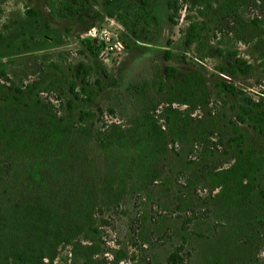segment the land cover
<instances>
[{"label":"rangeland","instance_id":"obj_1","mask_svg":"<svg viewBox=\"0 0 264 264\" xmlns=\"http://www.w3.org/2000/svg\"><path fill=\"white\" fill-rule=\"evenodd\" d=\"M116 1L0 0L3 90L25 96L0 100V218L24 209L0 226V263L29 246L31 264H168L178 249L185 264H264V134L240 125L231 146L236 99L217 86L264 109V0H189L177 24L169 0H150L154 21L133 31L108 15ZM187 16L205 28L192 46ZM237 60L249 74L228 71ZM82 111L95 117L81 123ZM148 122L167 138L159 152L111 131ZM240 150L256 153L252 185L219 187ZM37 204L57 219L43 245L25 217Z\"/></svg>","mask_w":264,"mask_h":264},{"label":"trees","instance_id":"obj_2","mask_svg":"<svg viewBox=\"0 0 264 264\" xmlns=\"http://www.w3.org/2000/svg\"><path fill=\"white\" fill-rule=\"evenodd\" d=\"M189 0H169L167 2V8L169 11V21L172 24H177L181 12ZM123 3L119 8L113 9L112 4L108 3L107 8L109 9L108 15L113 18L116 22H118L126 31H133L134 27H142L145 28L151 25V22L154 21V18H151V8H150V0H139L132 2H125V0H117L116 3ZM66 5V4H65ZM201 5V4H200ZM61 18H67V14L59 15ZM187 20L189 21L188 27L185 32V42L186 45L192 46L195 44L196 40L205 32L204 26H201V23L194 18L187 16ZM237 67L228 70L233 75L241 73L247 75L251 71V65L243 63L242 60L236 61ZM222 71H227V69L222 68ZM166 79L174 80L178 75V71L174 67L166 68ZM8 72L6 70V64H0V100H3L5 104L13 102L14 105L20 104L19 102L25 99V96L22 95L21 90L16 87L15 90L20 93L19 96H13L11 94L6 93L3 90L5 84H3L2 80H8ZM217 86L221 88V91L225 92L226 95H232L235 97L236 102L233 106V109L238 112L236 116V121L234 122V131L239 137L235 140H232L231 146L239 142V145H242L245 141V137L243 136L240 125H249L255 132L258 134H264V109H262V103H259L247 96L243 91L239 90L232 84H228L226 82L218 83ZM12 88V87H11ZM160 91H163L165 85L161 82V86L159 87ZM76 87H72L71 92L74 93L76 98L79 97V94L76 92ZM72 108V106H70ZM95 114L90 112L82 111L80 114V122L84 123L91 118H94ZM170 120L166 119V123H169ZM0 127L3 128V123L0 124ZM116 135H120V140L129 144L130 149L134 148L138 150L137 145L141 143L144 145L146 149L151 147L152 149L156 148L157 152L161 151L167 146V138L164 135V132L161 131L160 126L158 127L155 123L148 122L147 129L145 131H139L138 128H130L125 131L118 130L116 126L112 127V130ZM128 134H130L128 136ZM57 138V136H55ZM139 141V142H138ZM162 148V149H161ZM131 153V152H130ZM132 154V153H131ZM255 152H249L245 150L239 151V156L234 163L233 166L224 170L222 172H217L214 174L215 183L219 187H227L230 184L236 185L238 188H247L250 187L255 179L254 171L252 170L251 165L257 164L255 161L256 158ZM147 155L143 156L140 161L143 160L145 166L141 167H133L135 164L137 165L136 159H131L132 162V170H136L134 173L138 175V185L140 187H146L148 182H152L149 175V169H146L145 159ZM133 160V161H132ZM259 171L261 170V166L258 167ZM148 173L146 179L147 181L141 179V175L143 173ZM127 176H129V172H126ZM137 173V174H136ZM125 175V176H126ZM132 177V176H131ZM132 181V180H130ZM137 183V181L133 180L132 183ZM29 211V214L25 217H29L31 226L34 231H38L39 228L42 230V237H40L41 245H43L44 239L48 237L51 233L53 227L55 226V220L50 219L47 214V208L43 207L42 204H37L34 207L30 206L26 208ZM24 210V209H23ZM22 209L14 211V213H4V217L0 218V226L6 225L9 221H14L12 218L16 213H22ZM79 218L80 213L78 212ZM88 218V216H87ZM27 219V220H29ZM22 220V219H21ZM28 222V221H27ZM43 225V227H40ZM36 249L31 248L29 246H23L21 248L16 249L15 256L13 257L12 262L7 259L5 262L0 264H31L36 259ZM42 256V255H41ZM39 256V257H41ZM11 262V263H10ZM168 264H185L183 257L179 254V249L173 252L169 258Z\"/></svg>","mask_w":264,"mask_h":264},{"label":"built area","instance_id":"obj_3","mask_svg":"<svg viewBox=\"0 0 264 264\" xmlns=\"http://www.w3.org/2000/svg\"><path fill=\"white\" fill-rule=\"evenodd\" d=\"M89 34H91V35H97L96 29H95V28H92V29L89 31Z\"/></svg>","mask_w":264,"mask_h":264}]
</instances>
